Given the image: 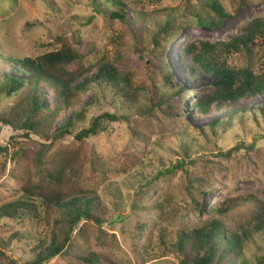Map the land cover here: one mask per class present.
<instances>
[{"label": "rangeland", "instance_id": "1", "mask_svg": "<svg viewBox=\"0 0 264 264\" xmlns=\"http://www.w3.org/2000/svg\"><path fill=\"white\" fill-rule=\"evenodd\" d=\"M129 1L134 9L156 11L147 18L149 32L169 13L177 15L180 23L176 40L166 45L161 43L165 49L161 47L159 51L149 43L140 45V39L134 32L130 33L129 27L96 15L91 0H0V52L6 56L0 57V78L17 74L26 77L6 62L8 58H36L55 51L59 47L55 38L65 36L84 54L85 67L94 66L100 58L115 61L122 55L134 88L140 90L142 104L149 88L144 62L147 56L153 57L158 72H166V66L171 74L168 83L160 84L165 93L176 87L185 92L176 116L166 102L162 111L154 112L152 119L136 124V116H132L130 125L118 122L92 139L105 163L107 180L98 192L111 219L100 230L78 225L68 255H61L49 264H108L109 261L176 264L170 255L160 257L157 253L159 231L172 238L181 230H190L206 219L212 206L223 202L226 206L237 205L221 220L226 229L237 233L245 229L251 235L246 246V256L251 258L264 246L262 235L252 227L251 218L256 200H264V95L252 103L240 102L232 108L224 107L221 112L214 110L205 117L197 115L191 104L208 81L199 83L200 76L197 79L188 76L179 45L192 40L213 43L237 35L242 25L255 18L264 19V0H218L230 16L213 32L197 28L190 20L192 8L201 0ZM226 62L234 70L250 66L260 73L264 67V36L255 41L249 52L227 56ZM95 72L87 73L82 81L94 77ZM44 93L42 102L48 110L53 106L52 94L49 90ZM104 94L100 87L87 85L79 103L62 112L53 129L61 127L74 111L82 110L88 113L80 127L91 125L95 116L108 110V104L102 99ZM107 94L109 98L112 96ZM20 97L19 94L0 98V115L14 108ZM213 121H221L223 127L211 131ZM71 140L72 136H68L63 142ZM182 146L191 147L185 162L193 172V185L182 172L158 175L159 169L165 170L183 160ZM5 147L8 155L3 151ZM235 147L240 149L234 150ZM229 150L233 153L225 156ZM17 151L9 140V131L0 127V204L17 196L18 181L9 175L15 167L9 155ZM53 222L52 219L51 225ZM29 234H46L48 241L52 240V232L47 227L4 219L0 221V248L8 255L10 251L9 257L20 264L27 257L23 238ZM0 264L10 262L0 258Z\"/></svg>", "mask_w": 264, "mask_h": 264}, {"label": "trees", "instance_id": "2", "mask_svg": "<svg viewBox=\"0 0 264 264\" xmlns=\"http://www.w3.org/2000/svg\"><path fill=\"white\" fill-rule=\"evenodd\" d=\"M91 5L96 15L129 27L130 33L134 32V36L140 39V45L149 43L159 51L161 43L166 45L176 40L180 23L177 15L169 13L149 32L146 21L156 11L134 9L129 0H91ZM229 16L218 0H201L189 14L195 26L206 32L219 30ZM263 36L264 19L255 18L242 25L237 35L224 40L213 43L192 40L179 45L188 76L191 79L200 76L199 83L208 81L203 82L208 88L205 84L191 104L197 115L205 117L214 110L221 112L224 107L232 108L240 102L252 103L264 95V67L256 73L250 66L234 70L226 62L227 56L249 52L255 41ZM55 42L58 49L42 56L8 58L6 62L17 67L26 77L17 74L0 78V98L21 96L14 108L0 115V127L9 131L10 142L18 148L16 153L9 155L15 165L9 175L18 181L17 196L0 204V221L41 225L52 232L51 242L46 234L26 235L23 244L28 249L24 252L27 257L20 264H49L61 255L66 256L78 225H90L100 230L104 222L111 219V213L98 192L107 180L105 163L92 139L109 131L118 122L130 125L132 116H136V124L148 121L156 110L162 111L166 102L167 108H172L176 116L181 96L185 93L181 87L165 93L160 84L168 83L171 74L166 66V72H158L153 57L147 56L144 62L149 88L142 104L140 90L134 88L122 55L115 61L100 58L94 66L85 67V56L73 42L65 36H58ZM0 57L6 56L0 52ZM94 71V77L82 81L87 73ZM91 84L105 92L102 99L108 104V110L95 116L91 125L86 127H80V124L85 123L88 112L74 111L61 127L54 130L57 117L73 109L87 85ZM45 90L52 94L53 106L48 110L42 102L46 97ZM108 92L112 94L110 98ZM262 112L264 114V109ZM210 127L215 131L223 127V123L213 121ZM68 136H72V140L64 143ZM189 148L182 146L183 160L165 170L159 169L158 175L182 172L187 175V182L193 185V172L185 162L190 155ZM237 149L240 148H234ZM3 151L5 155L9 154L8 148ZM232 153L233 150H229L224 155ZM236 206H226L225 202L216 204L209 209L202 223L190 230H181L172 238L159 231L157 253L161 254L160 257L170 255L176 264H264V246L260 253L247 258L246 246L251 235L245 229L238 233L226 229L221 220ZM254 207L252 227L262 235L264 244V200H256ZM4 243L9 246L10 241ZM8 252L9 255L0 248V258L10 264H19L9 257L12 253ZM108 264L117 263L109 261Z\"/></svg>", "mask_w": 264, "mask_h": 264}]
</instances>
